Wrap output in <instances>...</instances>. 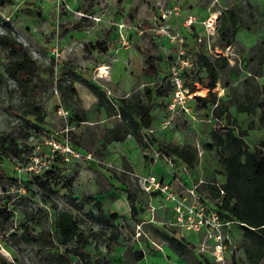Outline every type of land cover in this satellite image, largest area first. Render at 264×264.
I'll list each match as a JSON object with an SVG mask.
<instances>
[{
    "label": "rangeland",
    "instance_id": "374dc122",
    "mask_svg": "<svg viewBox=\"0 0 264 264\" xmlns=\"http://www.w3.org/2000/svg\"><path fill=\"white\" fill-rule=\"evenodd\" d=\"M176 5L177 14L161 18ZM231 9L239 16L238 32L223 48L219 17ZM5 33L28 49L39 69L18 85L6 74L7 53L0 47V136L17 129L29 102L42 108L45 125L27 141L30 154H0V208L13 216L9 232L0 223V263L48 264L63 252L55 219L57 210L66 209L83 234L96 233L85 248L92 264H264V246L246 237L213 197L211 187L225 182V170L211 133L225 125L213 117L212 105L204 109L197 102L207 94L198 56L225 57L228 65L218 70L213 90L216 103L227 105L250 149L264 153L260 108L251 115L237 110L247 99L256 101L257 86L264 84V0H0V35ZM149 57L156 59L155 73L146 72ZM175 77L188 90L179 103ZM86 83L113 103L133 95L146 103L144 92L151 90L153 120L140 132L142 145L132 136L105 143L119 118L97 105ZM159 87L162 97L155 93ZM166 144L194 148L195 165L163 156ZM51 170L58 173L53 195L33 184L34 176ZM96 203L107 218L115 216L110 226L87 217L97 212ZM30 213L36 223L25 242L20 225ZM165 237L186 249L173 251ZM69 261L80 264L73 255Z\"/></svg>",
    "mask_w": 264,
    "mask_h": 264
},
{
    "label": "trees",
    "instance_id": "16d2710c",
    "mask_svg": "<svg viewBox=\"0 0 264 264\" xmlns=\"http://www.w3.org/2000/svg\"><path fill=\"white\" fill-rule=\"evenodd\" d=\"M84 20V19H83ZM239 16L236 10H227L219 17L218 34L223 48L229 47L238 32ZM0 47L7 53L8 61L5 71L11 80L23 86L27 83L39 65L31 58L29 51L10 33L0 35ZM146 72L155 73L156 59L149 57L146 59ZM197 64L204 72L206 81L203 87L207 89V94L197 98L201 107L207 109L213 106L212 115L216 120L223 121L225 130L221 132L213 131L211 139L213 143L222 150L221 164L225 170V182L221 185H213V197L219 199V210L230 220L239 224L248 238L255 240L256 244L264 246V153L258 147L250 149L244 140V131L238 129L236 120L228 110L227 105L216 103V93L213 91L218 81V70L228 65L225 57H216L210 60L200 54ZM89 90L95 95L97 105L102 107L109 117L119 118V122L106 131L105 143L124 142L128 136L134 137L139 144H143L140 132L149 129L152 124L151 109L149 101L152 98L151 90H145V103L141 97L133 95L131 97H121L117 103L108 101L105 94L90 83H86ZM68 90L75 92L72 83H69ZM156 95L162 97L164 92L161 87L156 90ZM255 107L260 108L258 117L259 124L264 126V84L257 86L256 101L247 99L246 103L237 105L240 113L251 115L255 112ZM23 119L17 129L11 133L0 136V154L3 158L21 159L24 155L30 154L32 147L27 141L32 137V133L44 132L45 116L43 110L34 102L24 105ZM77 123L85 121L83 118L74 119ZM260 149H264V141L260 144ZM161 153L166 157H173L181 161L188 168H192L197 161L196 150L192 147H179L166 144L161 147ZM58 178V173L51 170L44 173V177L34 176L33 184L45 194H55L54 187ZM1 180V177H0ZM72 179L68 180V186ZM129 208L132 216H137L135 201L131 195L127 196ZM97 212L87 213V217L98 225L110 226L111 220L115 218L111 215L105 216L101 206L96 203ZM36 216L28 214L25 221L20 225L21 238L25 242L32 240L33 234L31 226L36 222ZM0 223L5 228V232L12 230L13 216L6 208H0ZM17 233H10L9 237H16ZM96 233L83 234L72 213L66 209L57 210L55 219V237L63 252H58L48 258V264H70L69 255L77 258L80 264H92L87 258L85 248L89 245L91 237ZM173 251L181 253L186 247L183 243L176 241L173 237H165ZM113 240L116 236L113 235ZM262 256V254H260ZM138 257L136 261H140ZM0 264H5L4 262Z\"/></svg>",
    "mask_w": 264,
    "mask_h": 264
},
{
    "label": "built area",
    "instance_id": "2783aa9c",
    "mask_svg": "<svg viewBox=\"0 0 264 264\" xmlns=\"http://www.w3.org/2000/svg\"><path fill=\"white\" fill-rule=\"evenodd\" d=\"M175 2H178V0H174ZM178 5L172 7L170 10H165L161 12V18L165 19L167 18L169 15L171 14H177L178 13ZM192 23V18L190 17L189 19L186 20L185 24L187 26H189ZM182 54V52L180 53V55ZM174 82H175V86L176 89L174 91V101L176 103L182 102L184 100V98L188 95V90L181 84L180 80L175 77L174 78ZM53 146L55 147L56 150H63L64 147H61L60 145H55L53 144ZM67 150H69V148L67 147Z\"/></svg>",
    "mask_w": 264,
    "mask_h": 264
},
{
    "label": "bare ground",
    "instance_id": "6f19581e",
    "mask_svg": "<svg viewBox=\"0 0 264 264\" xmlns=\"http://www.w3.org/2000/svg\"><path fill=\"white\" fill-rule=\"evenodd\" d=\"M100 70H101V72H102L104 69H103V68H101Z\"/></svg>",
    "mask_w": 264,
    "mask_h": 264
}]
</instances>
